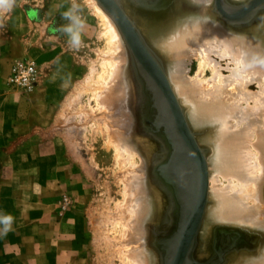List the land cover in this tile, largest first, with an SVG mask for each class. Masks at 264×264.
<instances>
[{
    "label": "bare ground",
    "instance_id": "obj_1",
    "mask_svg": "<svg viewBox=\"0 0 264 264\" xmlns=\"http://www.w3.org/2000/svg\"><path fill=\"white\" fill-rule=\"evenodd\" d=\"M153 1L155 2H151V5L146 4L148 9L154 11L147 12L149 15L138 10L140 2L122 0L123 3L125 2L122 4L127 6L125 10L140 28L145 42L163 61L164 65L155 55L157 61L164 67L190 128L200 131V135H196L199 145H208L210 148L206 157L209 172L208 202L201 222V246L196 252V257L206 256V251H211L208 255L215 257V246L208 244L210 232L215 236V233L229 231L221 229L216 231L214 228L218 225L257 232L249 234L248 241L236 247L245 248V251L234 254L233 251L236 249L231 250L233 255H230L228 264H264V16H259V13H250L249 18L258 17L251 23L249 18L242 23L231 22L217 9L216 0ZM226 1L227 6H225V0H222V7L231 15H237L235 12H240L241 7L247 1L249 2V0ZM242 2L245 4L233 8L235 6L232 3ZM91 3L94 2L91 1ZM93 6L95 7V4ZM247 8L242 9L244 12L240 17L248 11ZM101 17L105 20L106 16ZM105 22L108 24L109 21L106 19ZM114 23L117 25L116 22ZM117 27L119 28L118 25ZM113 30L112 42L116 44L120 39L119 43L122 45L120 34L123 36V33L120 29V33L118 30V32ZM193 57L202 58L204 64L207 63L211 70L204 65L203 69L199 70L202 72L199 74L201 77H190L188 71L193 69ZM124 58L127 60L125 52ZM203 61L200 62L201 67ZM122 64L118 65L121 71L115 73V79L117 77L118 79L114 99L118 103L125 95L124 93L130 95L132 92L131 96L135 98L134 89L143 90L144 93L142 76L139 73L141 77L137 76L135 66L130 71L128 67L124 72L130 76L131 84L126 82L129 93L125 92L126 90L123 92L125 87L121 74L124 70ZM208 70L211 73L209 78L204 77ZM136 78H139V86H137ZM118 89L121 90L118 92ZM106 95L108 98L105 94L103 97L109 99V102L112 101L111 93ZM123 125L126 126V123ZM122 128L118 129L119 131L116 130L117 128L113 129V139L117 142L115 145L121 151V156L125 154L128 160H131L135 154L138 156L139 148L136 145L139 144L146 151L145 155L149 158V162L159 157L162 148L157 140L145 141L147 138L140 129L135 132L137 133L135 136L129 133V138L125 136V130H121ZM126 131L129 132L127 129ZM123 157L125 158L124 155ZM132 161L130 163L134 164ZM143 162L137 166L134 165L137 170L135 169L134 174L128 175L132 190L130 193L132 208L128 209L129 213L134 215L132 229H135L133 235L129 234L131 237L135 236L138 244V248H134L131 252L137 264H161L157 255L152 253L147 255V252H144L146 237L143 236L144 244L142 245L140 236L143 232L145 233L144 228L149 221H153L152 225L158 226L157 232L160 234L170 230L172 225H175L176 209H179V203L172 188L165 184L156 172L160 163H150L148 182ZM191 168L194 172L191 181L195 186L200 172L193 166ZM178 170L182 177L185 175L188 179L184 167ZM152 237L155 239L153 234ZM133 242L135 241L132 240L131 244H134ZM183 264H192L190 254L186 256Z\"/></svg>",
    "mask_w": 264,
    "mask_h": 264
},
{
    "label": "rangeland",
    "instance_id": "obj_2",
    "mask_svg": "<svg viewBox=\"0 0 264 264\" xmlns=\"http://www.w3.org/2000/svg\"><path fill=\"white\" fill-rule=\"evenodd\" d=\"M97 10L100 12L97 13ZM102 13L104 15H101ZM101 16H106L105 20L109 21V26ZM256 18L258 17L249 22ZM114 22L113 17L98 0H0V87L15 97H25L42 87L52 103L50 111L54 116L51 128L58 133L63 146L67 147L66 156L69 161L61 163L59 171L65 175L62 181L61 208L66 210L76 202L79 204L77 210L80 214L81 231L77 237L79 244L77 264H137L131 252L138 248V244L135 236L131 237L135 229H132L134 215L129 213V209L132 208L130 194L132 190L128 175L134 174L137 170L134 165L137 166L144 161L149 182L151 164L145 155L146 151L139 144L136 145L139 154L129 159L130 161L134 159L132 161L134 164L130 163L125 154L122 153L125 158L121 156V151L115 145L117 142L113 139V131L116 128L118 130L123 126L121 130L127 129L128 135L125 131L124 134L130 138L129 133L135 136L140 125L132 92L130 95L124 93L126 96L123 94L125 97L119 98V103L114 99L118 79V77L115 79V75L121 71L119 70L121 63L122 67L124 66L121 72L125 87L122 89L123 92L126 90L125 92L129 93L126 82L131 81L130 76L124 74L130 65V50L122 34H120L122 45L119 38L116 44L112 42V29L120 33ZM149 47L151 48L150 45ZM151 50L155 53L152 48ZM124 52L127 60L124 58ZM155 55L164 65L156 53ZM196 58L193 57V69L188 71L192 78L201 77L199 74L202 72L199 70L203 69L204 65L210 69L202 58ZM21 59L33 62L37 68L34 88L31 91L13 87L8 83L13 64ZM210 75L208 70L204 77L209 78ZM109 92L112 99L110 102L106 99ZM35 110L39 112L38 109ZM192 131L195 136L200 135V131L193 129ZM200 146L209 148L208 145ZM209 152L210 150L205 151L206 157ZM156 172L163 177L161 176L163 170L157 169ZM165 178L171 179L169 181L178 192L179 187L175 178L167 176ZM183 178L187 180L185 175ZM166 179L162 178L164 182H168ZM171 183L167 184L174 191ZM178 210L177 208L176 211ZM151 223L153 221H149L145 226V233H142L140 240L143 245L142 238L146 237L144 252L146 251L147 255L151 253L157 255L163 264L162 257L165 256L156 249L158 246L152 237ZM209 236L208 244L214 245L215 236L211 232ZM217 236L219 240L216 238L218 245L215 252L224 248L219 246L220 240L228 247L235 239H242V235L233 230L223 231ZM132 240L135 241L134 244H131ZM199 244L201 246L200 240ZM232 249L235 250L236 247ZM232 249L224 251L221 264H228L233 252L236 254L235 252L245 251V248L233 252ZM210 253L211 251H206V256L198 259L206 260L211 257L208 255ZM216 258L218 257L215 255L213 259Z\"/></svg>",
    "mask_w": 264,
    "mask_h": 264
},
{
    "label": "crops",
    "instance_id": "obj_3",
    "mask_svg": "<svg viewBox=\"0 0 264 264\" xmlns=\"http://www.w3.org/2000/svg\"><path fill=\"white\" fill-rule=\"evenodd\" d=\"M51 105L42 87L25 97L0 87V264L78 261L79 204L61 208L68 150Z\"/></svg>",
    "mask_w": 264,
    "mask_h": 264
},
{
    "label": "water",
    "instance_id": "obj_4",
    "mask_svg": "<svg viewBox=\"0 0 264 264\" xmlns=\"http://www.w3.org/2000/svg\"><path fill=\"white\" fill-rule=\"evenodd\" d=\"M98 2L109 15L113 17L123 33V37L131 54L129 71L135 66L137 76H139L138 73L142 76L141 80L144 93L143 90L139 89L138 91L134 89V107L140 120L139 129L140 132L145 134L144 137L147 138L148 141H153L155 139V141L157 140L160 143L162 148L159 157H157V159L155 158V160H150V163H160L159 166H156L159 170L164 171L163 174H161L163 179H166L165 176L168 178H175V176L176 178L181 177V179L178 180L175 178L179 187L178 192L171 181H169L171 179H166L168 182H164L165 184L171 183L173 185L179 203V210L178 212L176 211V226L173 224L170 230L161 233V235L157 232L158 226L150 225L151 233L155 236L154 240L159 248L156 249L165 256L163 258V264H183L186 260V256L189 254L192 264H221L224 258V251L230 250L233 247L242 246L248 241L247 237L249 234L256 233L217 225L214 228L216 231L219 229L239 231L242 235V239H235L228 247L223 245L220 240L219 246H223L224 248L222 251L215 253L216 257H218L216 259L210 257L206 260H200L196 257V252L200 245L201 222L205 216L208 202L209 172L205 151H209L210 149L199 145L195 133L186 120L184 110L173 92L164 68L157 61L154 52L145 42L141 30L125 10L127 7L123 5L125 2L123 3L122 0H98ZM133 2H140L141 7L138 6V10L147 14V12L151 13L153 10L148 9L146 4L151 5V2L155 1L133 0ZM221 3L222 0L215 1L217 9L231 22L242 23L249 19L251 20L252 17L249 18L250 13H259L262 17L264 16V0H249V2L241 7L242 9L248 7V11L243 14L242 17L240 16L244 10L239 8L241 11L238 13L236 11L235 13L237 15H231L225 12V9L222 7L223 4ZM162 5H160V7ZM232 5L235 6L233 8L240 7L237 4ZM138 79L139 78H136L137 86L140 85ZM141 80H139L140 83ZM145 93L147 95L146 97ZM142 122H144V126ZM152 132L153 134H151ZM179 166L181 168L184 167V170H186L187 181L182 179L183 177L178 170V168H180ZM192 166L195 170L198 169L200 172L199 180L195 186L191 181V176L194 173L191 168ZM218 234L215 233V247L218 245ZM236 249L239 251L238 248ZM212 260L213 262H211Z\"/></svg>",
    "mask_w": 264,
    "mask_h": 264
},
{
    "label": "built area",
    "instance_id": "obj_5",
    "mask_svg": "<svg viewBox=\"0 0 264 264\" xmlns=\"http://www.w3.org/2000/svg\"><path fill=\"white\" fill-rule=\"evenodd\" d=\"M37 68L31 61L24 59L16 61L8 77V83L13 87H20L27 91L34 88Z\"/></svg>",
    "mask_w": 264,
    "mask_h": 264
}]
</instances>
